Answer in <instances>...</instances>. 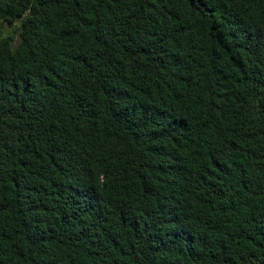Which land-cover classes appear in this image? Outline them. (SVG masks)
I'll use <instances>...</instances> for the list:
<instances>
[{
  "label": "trees",
  "instance_id": "1",
  "mask_svg": "<svg viewBox=\"0 0 264 264\" xmlns=\"http://www.w3.org/2000/svg\"><path fill=\"white\" fill-rule=\"evenodd\" d=\"M0 264H264V0H0Z\"/></svg>",
  "mask_w": 264,
  "mask_h": 264
},
{
  "label": "rangeland",
  "instance_id": "2",
  "mask_svg": "<svg viewBox=\"0 0 264 264\" xmlns=\"http://www.w3.org/2000/svg\"><path fill=\"white\" fill-rule=\"evenodd\" d=\"M13 27L9 28V29H5V34H8V33H12L13 32ZM16 30V29H15Z\"/></svg>",
  "mask_w": 264,
  "mask_h": 264
}]
</instances>
